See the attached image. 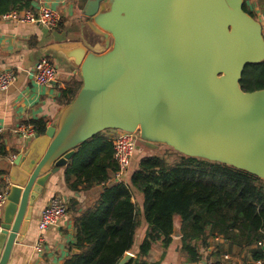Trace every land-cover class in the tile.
I'll use <instances>...</instances> for the list:
<instances>
[{"label": "water", "instance_id": "95a60500", "mask_svg": "<svg viewBox=\"0 0 264 264\" xmlns=\"http://www.w3.org/2000/svg\"><path fill=\"white\" fill-rule=\"evenodd\" d=\"M244 4L82 0L76 37L49 47L78 72L82 86L7 166L0 264L23 241L51 177L109 130L264 180V89L241 87L245 68L264 62V33Z\"/></svg>", "mask_w": 264, "mask_h": 264}, {"label": "trees", "instance_id": "16d2710c", "mask_svg": "<svg viewBox=\"0 0 264 264\" xmlns=\"http://www.w3.org/2000/svg\"><path fill=\"white\" fill-rule=\"evenodd\" d=\"M261 3L264 14V0ZM31 7V0H0V16ZM244 10L257 19L246 0ZM81 86L78 79L66 83L60 91V104L69 105ZM241 87L245 92L264 89V62L245 68ZM32 126L36 134L44 135L48 121L36 120ZM175 153L179 158L172 163L166 156H146L129 182L107 185L119 171L110 139L102 133L77 150L65 167L66 183L74 191L80 186L103 185V192L94 207L76 217L77 252L65 264H120L132 250L140 224L134 192L142 196L149 231L137 258L125 264H159L148 261L150 251L158 242L163 249L170 246L175 217L180 219L182 251L190 262L200 261V250H207L216 238L249 249L257 261H264V180L217 162ZM0 154L10 155L1 140Z\"/></svg>", "mask_w": 264, "mask_h": 264}, {"label": "crops", "instance_id": "0c3cea01", "mask_svg": "<svg viewBox=\"0 0 264 264\" xmlns=\"http://www.w3.org/2000/svg\"><path fill=\"white\" fill-rule=\"evenodd\" d=\"M82 0H31L30 10H37L47 6L61 14V23L55 29H47L40 24L23 23L13 21L0 16V72L15 70L17 80L7 91H0V128L2 135L0 140L5 150L10 153L8 157L0 154V191L10 186L7 179V166L17 155L24 154L27 150L29 139H24L15 133L18 126L40 119L48 121V127L58 119L61 109L64 107L58 101L60 91L66 88V83L73 79L79 80L78 72L62 58L49 50L52 44L64 42L67 38H75L78 30V18L81 15ZM24 11V10H23ZM22 11V12H23ZM22 12L20 14H22ZM257 20L263 26L264 14L259 12ZM50 58L58 69L56 81L49 87H41L33 80L36 63L42 57ZM111 131L103 134L109 138ZM142 157V156H141ZM140 157L132 161L129 173L124 180L129 182L132 173L138 168ZM133 167V168H132ZM116 181V175L107 185ZM103 192V185L78 190H72L65 180V167L53 175L47 184L45 194L36 201L33 207L32 220L21 242H16L8 264H65V261L77 252L75 219L84 210L94 207ZM61 197L68 206L67 217L54 228L43 232V251L37 252L35 245L40 237L38 223L41 214L51 198ZM133 202L137 204L141 212L140 224L134 236V245L130 252L136 259L139 247L149 231V225L143 215L142 196L134 192ZM2 209L0 210V218ZM179 217L174 219V233L172 243L167 249H163L161 242L152 247L148 261L159 264H208L209 261H227L231 264H257L249 249H239L232 246L222 238L212 239L211 246L201 249V259L198 262H190L188 256L182 251V233ZM6 238L0 235V258ZM255 248V247H253ZM165 253L161 260L162 254ZM264 264V261H260Z\"/></svg>", "mask_w": 264, "mask_h": 264}, {"label": "built area", "instance_id": "2783aa9c", "mask_svg": "<svg viewBox=\"0 0 264 264\" xmlns=\"http://www.w3.org/2000/svg\"><path fill=\"white\" fill-rule=\"evenodd\" d=\"M21 12L13 11L3 15L5 19L13 21H21L23 23L40 24L47 29H55L61 23V14L47 6H42L37 10L26 9ZM58 69L54 62L44 56L35 65L33 80L41 87L51 86L57 79ZM17 80V73L15 70H6L0 72V91L5 92L9 90ZM109 139L113 146L114 160L119 166V171L116 174L117 182H125L132 161L135 157L138 138L135 134L126 133L120 130H110ZM15 133L24 139H30L36 135L34 127L27 124H22L17 127ZM0 135L2 129L0 128ZM10 191V186L5 187L0 191V210L3 208ZM67 203L58 196L51 198L47 206L41 214V219L38 223V231L40 237L35 245L37 252L43 251V232L57 227L68 215ZM2 228L0 226V235ZM208 264H231L225 261H209ZM257 264H261L260 261Z\"/></svg>", "mask_w": 264, "mask_h": 264}, {"label": "rangeland", "instance_id": "374dc122", "mask_svg": "<svg viewBox=\"0 0 264 264\" xmlns=\"http://www.w3.org/2000/svg\"><path fill=\"white\" fill-rule=\"evenodd\" d=\"M246 2L248 8L253 12H256L257 19L260 18L261 16L259 12H262L261 11L262 0H246ZM79 80H81L80 77ZM154 154L159 156H166L169 162L171 163L179 158V155L176 154L175 151H173L171 148L162 145L146 144L141 141H138L136 157H140L142 159L146 156L154 155Z\"/></svg>", "mask_w": 264, "mask_h": 264}]
</instances>
